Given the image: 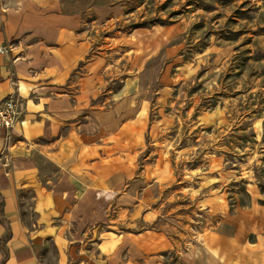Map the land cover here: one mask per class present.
I'll use <instances>...</instances> for the list:
<instances>
[{
    "label": "crops",
    "instance_id": "1",
    "mask_svg": "<svg viewBox=\"0 0 264 264\" xmlns=\"http://www.w3.org/2000/svg\"><path fill=\"white\" fill-rule=\"evenodd\" d=\"M121 15L117 0H0V100L23 108L0 139V264H169L160 260L168 233L121 230L123 206L138 213L153 202L146 191L170 184L160 159L139 160L151 100L137 43H127L129 70L117 72L95 35ZM222 191L205 195L213 227L193 264H264V204L231 210ZM137 248L157 262L138 263Z\"/></svg>",
    "mask_w": 264,
    "mask_h": 264
},
{
    "label": "rangeland",
    "instance_id": "2",
    "mask_svg": "<svg viewBox=\"0 0 264 264\" xmlns=\"http://www.w3.org/2000/svg\"><path fill=\"white\" fill-rule=\"evenodd\" d=\"M117 1L122 15L95 35L117 72L129 70L127 43H137L136 68L146 75L151 100V131L139 160L147 156L156 166L160 159L170 173V184L146 191L153 202L138 213L123 206L121 230L165 231L170 251L160 260L193 264L213 227L205 195L227 191L231 210L252 199L264 204V0ZM148 256L139 248L132 253L138 263L156 261Z\"/></svg>",
    "mask_w": 264,
    "mask_h": 264
},
{
    "label": "built area",
    "instance_id": "3",
    "mask_svg": "<svg viewBox=\"0 0 264 264\" xmlns=\"http://www.w3.org/2000/svg\"><path fill=\"white\" fill-rule=\"evenodd\" d=\"M6 48L0 45V55L6 53ZM23 115L21 103L12 95L0 100V139L8 140L12 136L13 129L19 123Z\"/></svg>",
    "mask_w": 264,
    "mask_h": 264
},
{
    "label": "trees",
    "instance_id": "4",
    "mask_svg": "<svg viewBox=\"0 0 264 264\" xmlns=\"http://www.w3.org/2000/svg\"><path fill=\"white\" fill-rule=\"evenodd\" d=\"M3 209H4V202L3 199H1V195H0V213L3 212Z\"/></svg>",
    "mask_w": 264,
    "mask_h": 264
}]
</instances>
